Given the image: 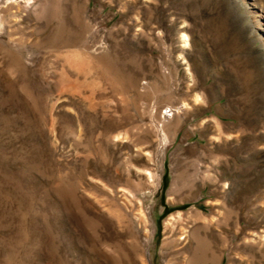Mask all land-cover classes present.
Returning a JSON list of instances; mask_svg holds the SVG:
<instances>
[{
    "label": "rangeland",
    "instance_id": "rangeland-1",
    "mask_svg": "<svg viewBox=\"0 0 264 264\" xmlns=\"http://www.w3.org/2000/svg\"><path fill=\"white\" fill-rule=\"evenodd\" d=\"M264 264V0H0V264Z\"/></svg>",
    "mask_w": 264,
    "mask_h": 264
},
{
    "label": "bare ground",
    "instance_id": "bare-ground-1",
    "mask_svg": "<svg viewBox=\"0 0 264 264\" xmlns=\"http://www.w3.org/2000/svg\"><path fill=\"white\" fill-rule=\"evenodd\" d=\"M200 258L197 264H214L218 258L217 254L210 252L205 243L203 244L202 249L199 251Z\"/></svg>",
    "mask_w": 264,
    "mask_h": 264
}]
</instances>
